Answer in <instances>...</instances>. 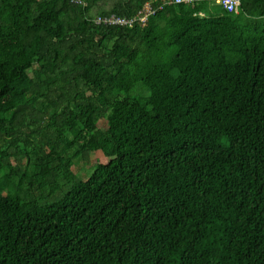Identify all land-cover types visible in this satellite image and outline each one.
Returning <instances> with one entry per match:
<instances>
[{
    "label": "trees",
    "instance_id": "trees-1",
    "mask_svg": "<svg viewBox=\"0 0 264 264\" xmlns=\"http://www.w3.org/2000/svg\"><path fill=\"white\" fill-rule=\"evenodd\" d=\"M81 1L0 0V264H264V0Z\"/></svg>",
    "mask_w": 264,
    "mask_h": 264
},
{
    "label": "built area",
    "instance_id": "built-area-1",
    "mask_svg": "<svg viewBox=\"0 0 264 264\" xmlns=\"http://www.w3.org/2000/svg\"><path fill=\"white\" fill-rule=\"evenodd\" d=\"M74 2H82L81 0H73ZM183 1H192V0H167L164 2V5L173 4V3H181ZM218 4L223 5L228 11H235L238 12L241 0H216ZM154 2H147L144 7L138 12L136 16L133 17H119V16H98L96 18V22L98 24H105V25H121V26H128L132 27L135 22L139 21L142 25H146L149 21V18L156 14L159 9H162L164 5L161 6H154Z\"/></svg>",
    "mask_w": 264,
    "mask_h": 264
},
{
    "label": "rangeland",
    "instance_id": "rangeland-1",
    "mask_svg": "<svg viewBox=\"0 0 264 264\" xmlns=\"http://www.w3.org/2000/svg\"><path fill=\"white\" fill-rule=\"evenodd\" d=\"M99 125L100 127L102 128H107V120L106 119H102L100 122H99ZM94 155H93V158H92V163L95 162L94 161ZM92 163H84V162H80L76 169H75V172L76 173H79L83 178L89 176V174L92 172Z\"/></svg>",
    "mask_w": 264,
    "mask_h": 264
}]
</instances>
